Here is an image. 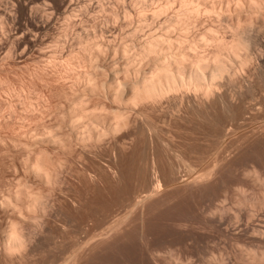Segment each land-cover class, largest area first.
<instances>
[{
	"label": "rangeland",
	"instance_id": "1",
	"mask_svg": "<svg viewBox=\"0 0 264 264\" xmlns=\"http://www.w3.org/2000/svg\"><path fill=\"white\" fill-rule=\"evenodd\" d=\"M194 1L213 11L189 24L185 0H0V264H264V48L217 51L258 31L264 42V0ZM158 35L170 49L145 56ZM188 51L211 68L221 55L229 75L205 71L207 93L191 83L128 102L130 86ZM79 98L103 117L99 140L69 125ZM43 157L48 180L33 172ZM11 225L26 240L12 254Z\"/></svg>",
	"mask_w": 264,
	"mask_h": 264
},
{
	"label": "bare ground",
	"instance_id": "2",
	"mask_svg": "<svg viewBox=\"0 0 264 264\" xmlns=\"http://www.w3.org/2000/svg\"><path fill=\"white\" fill-rule=\"evenodd\" d=\"M184 1V0H183ZM141 2V1H140ZM145 2H147V1H145ZM159 2V1H158ZM185 4L183 5V7H182V5H181V7L182 8H185V7H188L187 9L185 8V10L183 9L182 11H185V13L183 12L182 13V15L183 14H185L184 15V17H185V19H186V22H188V20H189V22L192 20H190V18L192 17V16H196V15H198L199 13H200V11H205V13L206 12H208L209 14H210V11H213L212 10V7H210L208 4H207V2L206 3H204V4H202L203 5V7H201V3H199V2H197V3H194L195 1L193 0V1H189L188 0V2L185 0ZM204 2V1H203ZM152 3V2H151ZM181 3H182V1H181ZM184 3V2H183ZM263 3V2H262ZM144 4V3H143ZM146 4V3H145ZM169 4V3H168ZM167 4V5H168ZM172 4H174V3H172ZM196 4V5H195ZM242 4V3H241ZM261 4V3H260ZM73 5V4H72ZM150 5V4H149ZM249 6H250V8H248L249 10L251 9V10H256L257 8H258V3L256 4V1H254V0H251V1H249V4H248ZM258 5V6H257ZM264 5V4H263ZM98 6V5H97ZM126 6V5H125ZM166 6V5H165ZM162 7L161 6V8L157 11V10H155L154 11V13L152 14L151 13V15H152V17H154L153 15H159V18L161 17V15L160 14H163L164 15V13L166 12V10L168 9V8H166V7ZM170 6V5H169ZM185 6V7H184ZM124 7V6H123ZM142 7V6H141ZM262 7V6H261ZM181 8V9H182ZM203 8V9H202ZM74 9V8H73ZM72 9V10H73ZM146 10V9H145ZM119 11V10H118ZM117 11V12H118ZM168 11V10H167ZM181 11V12H182ZM235 11V10H234ZM121 12L122 13H124L125 15H126V11H124L123 9L121 10ZM120 12V13H121ZM142 12V11H141ZM179 12V11H178ZM257 12V11H256ZM175 13V12H174ZM243 13V12H242ZM254 13V12H253ZM142 15H143V13H141ZM177 14V13H176ZM179 14V13H178ZM127 15H128V13H127ZM181 15V16H182ZM211 15V14H210ZM114 16H115V14H114ZM146 16V15H145ZM144 16V17H145ZM179 15H177V17H178ZM143 17V16H142ZM143 17V18H144ZM151 17V18H152ZM165 17V16H164ZM167 17V16H166ZM175 17V16H174ZM174 17H171L172 19L169 21L171 24H172V26L173 25H175V24H178L179 22V24H181L183 21V23H184V28H185V31H187L188 32V29L187 28H189V24L191 23H189L188 24V27L186 26L187 24H185V20H184V18L182 19V20H180V18H177L176 19V17L174 18ZM180 17V16H179ZM183 17V16H182ZM216 17V16H215ZM221 17V16H220ZM142 18V19H143ZM147 18H149V17H147ZM155 19L157 18V17H154ZM170 18V17H169ZM199 18V17H198ZM251 18V17H250ZM115 19V18H114ZM116 19H117V17H116ZM126 19V18H125ZM154 19V20H155ZM158 19V18H157ZM156 19V21H160V19H158L157 20ZM166 19V18H165ZM175 19V20H174ZM159 21H158V23H159ZM168 21V20H167ZM182 21V22H181ZM196 21H198V20H196ZM118 22V21H117ZM155 22V21H154ZM143 23V22H142ZM157 23V22H156ZM165 23V22H164ZM170 24V25H171ZM178 24V25H179ZM141 25V24H140ZM143 25V24H142ZM168 25H169V23H168ZM170 25L168 26V28L170 27ZM180 26V25H179ZM182 26V25H181ZM180 26V29H182L183 27H181ZM175 27H176V25H175ZM140 29V28H139ZM153 29V28H152ZM170 29V28H169ZM137 30V29H136ZM150 30V29H149ZM172 30V29H171ZM183 30V32H184V29H182ZM111 31V30H110ZM133 32H137V31H133ZM132 32V33H133ZM252 32V31H251ZM259 32V33H258ZM258 32H256V33H254V34H252V36L249 34V37L247 36V37H245V38H241V39H238V38H236V40H235V38H234V42H232L231 41V44L229 45L228 43H226V45L224 44V43H222V41L223 40H220L219 41V46H220V48H218L219 50H217L218 52H220V50L221 49H223V50H225V51H230V53L232 52V56L233 57H235V59H237L236 58V56H238V54H240V53H242L241 51H239V50H248L249 51V53H252V52H255L256 51V48L258 47H262V48H264V42L262 41V39H261V34H260V31H258ZM142 33V32H141ZM150 33V32H149ZM154 33V32H153ZM186 33V32H185ZM96 34V33H95ZM137 34V33H136ZM208 34V33H207ZM133 35H134V33H133ZM151 36H153V35H151ZM95 37V36H94ZM103 37V36H102ZM110 37V36H109ZM132 37V36H131ZM149 37V39H150V36H148ZM89 38V37H88ZM153 38V40H150L149 42H147L146 41V43H145V45L142 47L143 48V50H142V53L145 55V56H148V55H155V53L158 51V48L159 47H162L163 48V50H166V51H168L169 49H170V46H169V44L167 43V41L168 42H170L169 41V39L170 38H167L168 40H166L165 41V39H163V40H161L162 38L161 37H159V35L157 36V38H156V36H155V39H154V37H152ZM211 38V37H210ZM240 38V37H239ZM81 39V38H80ZM133 39V38H132ZM211 39H213V38H211ZM216 39V38H215ZM215 39H213V40H215ZM113 40V39H112ZM111 40V41H112ZM203 40V39H202ZM212 40V41H213ZM218 39H216L215 40V43L216 42H218L217 41ZM177 41H178V39H177ZM180 42V41H179ZM166 44H168V45H166ZM217 44V43H216ZM102 47V46H101ZM218 46L216 45V48H217ZM100 49V48H99ZM95 50H97V52H99V50H98V46H97V48L95 49ZM184 51V50H183ZM190 51V50H189ZM183 52L182 54H179V56L178 57H176L175 56V58H170L169 60H163V63H161L160 64V67L157 69L156 68V71L154 70V72L153 73H151V76H149L148 78H145V79H143L140 83H137V84H134V85H132V86H130V88H129V91H130V98L128 99V102L129 103H132V104H135V103H137V102H139V101H144V100H152V99H156V98H160V97H164V95H166V94H168V93H171V92H173V93H175V92H177V91H179L180 89H182V88H185L186 89V86H190L191 85V83H193L194 84V86H195V88H198L200 91H206V93L207 92H209V89L207 88L208 87V85L206 86V85H204V83L202 82V81H204V79H205V75H203V73H205V71H210V75L209 76H211L210 77V79H211V81L213 80V79H215V78H217L218 79V76H219V78L220 77H222L223 75H225V74H228L229 75V66L227 67V65L228 64H226V63H223V59L221 60V62L222 63H219L220 62V60H219V58L221 57V55H220V57H219V54L217 55L216 54V56L214 57V59L212 60V61H214L213 63L215 64H217L216 66L214 65V67L213 68H211V64L212 63H209V65H208V61H209V58H208V61H205V58H204V56H202L201 57V55L200 56H194L193 57V60H195L193 63H191V61H193L192 60V58H191V61L188 63L187 62V58H189L191 55V52ZM182 52V51H181ZM223 52V51H222ZM240 52V53H239ZM247 52V51H246ZM104 53V52H103ZM124 53V52H123ZM216 53V52H215ZM215 53L212 55V57L211 58H213V56L215 55ZM109 54V53H108ZM254 54V53H253ZM123 55V54H122ZM125 55V54H124ZM143 55V56H144ZM193 55V54H192ZM246 55H248V54H246ZM94 56V55H93ZM229 56V55H228ZM249 56V55H248ZM90 57V56H89ZM91 57H92V55H91ZM91 57L89 58V61H90V65H91V63L92 62H94V61H92L91 62ZM149 57V56H148ZM224 57V56H223ZM244 57H246V56H244ZM194 58H196V59H194ZM252 58V57H251ZM91 59V60H90ZM165 59V58H164ZM190 59V58H189ZM225 59V58H224ZM232 60H233V58H231ZM93 60H95V58L93 59ZM241 60V59H240ZM239 60V61H240ZM246 60V59H245ZM100 61V60H99ZM236 61V60H235ZM238 61V60H237ZM237 61H236V63H237ZM209 62H211V60L209 61ZM96 63V62H95ZM93 64L94 65V67H93V69H95V68H97V65L96 64ZM115 63V62H114ZM186 63H188V66H186L185 64ZM191 63V64H190ZM231 63V62H230ZM241 63H242V61H241ZM112 64V63H111ZM234 64V63H233ZM239 64V63H238ZM93 65H91V66H93ZM113 65V64H112ZM115 65H116V63H115ZM91 66H90V69H91ZM183 66H186L188 69H190V73L188 74V72H187V74L189 75L188 76V78H190V79H188V80H186V76H187V74H186V72L184 71L185 70V68H184V70H183ZM81 67H83V66H81ZM243 67V66H242ZM186 68V69H187ZM96 70V69H95ZM94 70V71H95ZM229 70V71H228ZM184 71V72H183ZM98 72V71H97ZM114 74V73H113ZM86 75H88V74H86ZM92 75V74H91ZM91 75H89V78H88V83H87V88L90 90L89 92H95L96 90H97V88H96V86H95V84H93V82H92V79H90V78H92V76ZM227 75V76H228ZM85 77V76H84ZM232 77V76H231ZM222 78H224V77H222ZM216 79V80H217ZM94 80V79H93ZM96 80V79H95ZM206 80V79H205ZM230 80V79H229ZM189 81V83H187ZM213 83V82H212ZM212 83H211V85H212ZM231 83V82H230ZM86 84V83H85ZM207 84V83H206ZM84 86V85H83ZM204 86H206V87H204ZM86 87V86H85ZM118 87H119V85H118ZM211 87V86H210ZM116 88V87H115ZM85 89V88H84ZM87 89V90H88ZM119 89V88H118ZM117 89V90H118ZM197 89V90H198ZM115 90V89H114ZM120 91V90H119ZM118 93L119 92H117V91H113V93H111V97H112V99L111 100H114V102L115 101H119L120 100V97H119V95H118ZM91 94V93H90ZM93 94H95V93H93ZM84 98V97H83ZM83 98H79L77 101L78 102H76L77 104V106L76 107H74L73 108V113H74V116L73 117H76V118H73L72 116V118H73V120L74 121H72V120H70V119H72V118H70L69 119V121H72V123H74V124H72V123H70L69 125H77V126H74V127H76L75 129L77 130V134H79L78 133V128L79 129H81L80 127H82V129L84 130H82L84 133L83 134H86L87 133V135L89 134V137L88 138H91V139H93V136H95V137H97L98 138V140L102 137V135H104V134H106V133H102V132H100L99 130H98V123L97 122H100V120H103V117L101 116V115H99V113H98V115L96 114L97 112H95L94 114H93V110L92 111H90V110H86V104H85V102L83 101ZM161 99V98H160ZM91 100V99H90ZM85 104V105H84ZM96 110V109H95ZM70 112H72V110H69V114H70ZM59 113V112H58ZM70 115H72V114H70ZM69 115V116H70ZM123 115H121L120 113H116L113 117V120L116 122L114 125H112V126H119V125H121L122 124V126H123V124H124V122H126V121H124L123 120V117H122ZM125 117V116H124ZM126 118V117H125ZM99 119V121H97ZM57 121V120H56ZM86 121V122H85ZM61 122V121H60ZM103 122V121H102ZM63 123V122H62ZM101 125V124H100ZM61 126V125H60ZM59 126V128H61ZM68 126V125H67ZM79 126V127H78ZM115 126V127H116ZM63 127V126H62ZM109 127V126H108ZM120 127V126H119ZM64 128V127H63ZM72 128V127H71ZM110 128V127H109ZM108 128V129H109ZM73 129V128H72ZM71 129V130H72ZM111 129V128H110ZM112 129H114L113 127H112ZM111 129V130H112ZM49 130H50V128H49ZM52 130V129H51ZM58 130V129H57ZM98 130V131H97ZM59 131V130H58ZM73 131V130H72ZM71 131V132H72ZM80 131V130H79ZM48 132V131H47ZM100 132V133H99ZM104 132V131H103ZM112 132V131H111ZM54 133V132H53ZM73 133V132H72ZM74 133H76V131H74ZM82 133V132H81ZM46 134V133H45ZM50 134H52L51 132H50ZM49 134V136H47V138H48V142L50 141V142H52L53 144L55 143L56 144V139H58L57 137H56V135L54 134H52V135H50ZM77 134H75L76 136H78ZM101 134V135H100ZM72 134H70V136H71ZM81 135V134H80ZM73 136V135H72ZM101 136V137H100ZM67 137V136H66ZM79 138L78 139H80V136H78ZM82 137V136H81ZM85 136H83L82 138H84ZM46 138V137H45ZM86 138V137H85ZM96 138V139H97ZM104 138V137H103ZM61 139V138H60ZM72 139V138H71ZM87 139V138H86ZM86 139H84V140H86ZM90 139V140H91ZM95 139V138H94ZM93 139V140H94ZM62 140V139H61ZM70 140V139H69ZM77 141V140H76ZM59 143H61V142H59ZM63 144H64V142H62ZM62 143H61V145H62ZM66 144V143H65ZM64 144V145H65ZM64 147V146H63ZM71 149V148H70ZM48 157V156H47ZM51 157V156H50ZM47 161H46V160ZM44 161H45V165L48 167V165L50 166L51 164H48L47 165V162H48V158H45V157H43V158H37V160L34 162V164H33V172H35V173H38L40 176H45V179H47L48 180V178L47 177H49L48 175L49 174H47V172L46 171H48V170H46L45 169V165H44ZM51 162V161H50ZM49 163V162H48ZM53 163V162H52ZM52 165H54V164H52ZM51 165V166H52ZM46 167V168H47ZM49 168V167H48ZM47 168V169H48ZM49 172V171H48ZM34 173V174H35ZM39 175H38V177H39ZM43 177L41 178V179H43ZM45 179L43 180V181H45ZM52 179V178H51ZM56 179V178H55ZM48 182V181H47ZM46 182V183H47ZM48 184V183H47ZM30 196V195H29ZM34 196V195H33ZM33 196H31V197H29V199H30V206L32 207V206H34L37 202H39V200H40V198H42V197H40L39 199L37 198V197H33ZM147 196V195H146ZM28 199V200H29ZM45 200V199H44ZM29 206V207H30ZM44 208V207H43ZM44 212V211H43ZM34 221V220H33ZM34 223V222H33ZM20 225V224H19ZM21 230V229H20ZM25 231V230H24ZM30 235V234H29ZM29 237V236H28ZM30 239V238H29ZM3 243L5 244V247H6V249H8V251L10 252V250H15L16 248H18V247H20V246H22V243H25V241H23V234L20 232V231H18L16 228H15V226L14 225H11V227H10V229H9V232L8 233H6V236L4 235V237H3ZM25 248V247H24ZM5 249V248H4ZM21 249H23L22 247H21ZM21 249H20V251H21ZM18 249H16V251H17ZM24 250V249H23ZM82 250V249H81ZM15 251H13L12 253H14ZM18 252V251H17ZM11 252H10V254H12ZM16 253V252H15ZM78 254V253H77ZM20 255V254H19ZM15 256V255H14ZM21 257V256H20ZM77 259V258H76ZM30 262V261H29ZM69 262V261H68ZM21 263V262H20ZM65 264H67V263H65Z\"/></svg>",
	"mask_w": 264,
	"mask_h": 264
}]
</instances>
